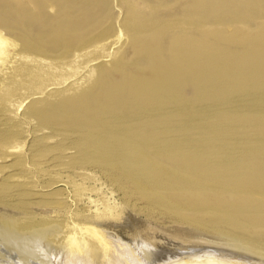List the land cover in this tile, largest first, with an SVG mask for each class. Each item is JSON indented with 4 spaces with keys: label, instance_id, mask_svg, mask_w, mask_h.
<instances>
[{
    "label": "rangeland",
    "instance_id": "374dc122",
    "mask_svg": "<svg viewBox=\"0 0 264 264\" xmlns=\"http://www.w3.org/2000/svg\"><path fill=\"white\" fill-rule=\"evenodd\" d=\"M0 36V264L55 223L264 262V0H0Z\"/></svg>",
    "mask_w": 264,
    "mask_h": 264
},
{
    "label": "bare ground",
    "instance_id": "6f19581e",
    "mask_svg": "<svg viewBox=\"0 0 264 264\" xmlns=\"http://www.w3.org/2000/svg\"><path fill=\"white\" fill-rule=\"evenodd\" d=\"M148 1V0H147ZM120 19V18H119ZM229 26V25H228ZM231 26V25H230ZM229 26V27H230ZM232 28V27H231ZM230 29V28H229ZM123 33V31H122ZM255 34V33H254ZM206 43H208V40L206 41ZM5 45V41H4V38L2 36H0V46L2 45ZM206 49H210V46L209 45H206ZM168 55V53H167ZM146 61V60H145ZM131 62V61H129ZM146 63V62H145ZM146 66V65H145ZM148 66V65H147ZM247 74V72H246ZM182 89V88H181ZM187 91V90H186ZM43 92V90H42ZM36 96V95H34ZM50 96V95H48ZM260 100V99H259ZM19 103V102H18ZM206 104V103H205ZM210 104V103H209ZM260 104V103H259ZM261 105V104H260ZM211 106V105H210ZM219 107V106H218ZM7 115V114H6ZM120 118V117H119ZM118 118V119H119ZM122 120V119H121ZM180 123V122H179ZM186 124V123H185ZM94 126V125H93ZM18 129V128H17ZM18 130H21V129H18ZM40 130V129H39ZM71 130V129H70ZM96 131V130H95ZM34 132V131H32ZM37 132V131H36ZM43 133V132H42ZM182 133V132H181ZM52 134V133H51ZM55 134V133H54ZM57 135V134H55ZM53 136V135H52ZM66 136V135H65ZM64 136V137H65ZM69 136V135H68ZM67 136V137H68ZM71 136V135H70ZM28 137V136H27ZM41 137V136H40ZM11 138V137H10ZM30 138V137H29ZM17 139V138H16ZM60 139V138H59ZM68 139V138H67ZM66 139V140H67ZM71 139V138H69ZM73 139V138H72ZM117 139V138H116ZM115 139V140H116ZM199 139V137H198ZM216 139V138H215ZM76 140V139H75ZM79 140V139H78ZM220 140V139H219ZM74 141V140H73ZM72 141V142H73ZM191 141V140H190ZM76 142V141H75ZM74 143V142H73ZM84 144V142H82ZM118 143H120L118 141ZM77 144V142H76ZM127 144H130V142H128ZM127 144L123 143V145H125V147L127 148ZM151 144V143H146V142H133L131 143L130 145H132V147L134 148H137L139 152H142L145 156H147L149 153L155 155V154H158L156 152H151V151H148V145ZM196 144V143H195ZM198 144H201V145H204L203 143H198ZM29 145V144H28ZM71 145V144H70ZM78 145V144H77ZM76 145V146H77ZM86 145V144H85ZM169 144H165V146L161 145V144H155L154 145V148L159 150L160 148H166L168 147ZM174 145H177V146H194L193 143H187V144H184V143H174ZM9 146V145H8ZM30 146V145H29ZM70 147V146H69ZM81 148V146H79ZM132 147H128V149L132 148ZM195 147V146H194ZM200 148H204L203 146H199ZM120 148V147H119ZM122 148V147H121ZM196 148V147H195ZM80 150V149H79ZM95 150V149H94ZM112 150V149H111ZM114 150V149H113ZM115 150H117L115 148ZM81 151V150H80ZM88 151V150H87ZM79 152V151H78ZM83 152V150H82ZM107 152V151H106ZM123 152V151H122ZM68 153V152H67ZM70 153V151H69ZM85 153V152H83ZM82 153V155H83ZM104 153V151H103ZM124 154V153H123ZM12 155V154H11ZM87 154H85L86 156ZM99 155V153H98ZM121 155V154H120ZM6 156V154H5ZM79 156V155H78ZM89 156V155H88ZM15 157V156H14ZM93 157V156H92ZM98 157V156H97ZM159 157H160V154H159ZM212 158V157H211ZM14 159V158H13ZM107 159V158H106ZM204 159V158H203ZM95 161V160H94ZM141 160H133L134 163H140ZM209 161H211V159L209 158ZM143 162V161H142ZM146 162H150V160H147ZM147 167H152L150 165H147ZM154 167V166H153ZM156 168V167H155ZM10 174V173H9ZM16 174V172H15ZM107 176V175H106ZM5 177H8L9 179V176L7 174V176ZM11 177V176H10ZM9 181V180H8ZM15 181V180H14ZM19 182V181H18ZM4 183H8L7 181L4 182ZM11 183V181L9 182ZM14 183V182H13ZM16 183V182H15ZM148 183V182H147ZM143 184L145 185V183L143 182ZM151 184V183H149ZM149 184H146L145 186L147 188H154L153 186L149 185ZM14 186V184H12ZM152 185H155L152 183ZM5 186V184H4ZM16 187H18L16 184H15ZM157 186V185H155ZM11 187V185H10ZM9 187V188H10ZM20 184H19V188H20ZM14 189H16L14 187ZM120 189V188H119ZM6 190H9V189H6ZM25 190V189H23ZM22 191V190H21ZM11 192V191H10ZM17 189H16V193H17ZM27 191H25L26 193ZM29 192V191H28ZM8 193V192H7ZM15 193V194H16ZM19 193V192H18ZM17 193V194H18ZM21 193V192H20ZM24 193V191L22 192V194ZM30 193V192H29ZM38 193V192H37ZM12 194V193H11ZM34 194V193H33ZM39 194V193H38ZM7 195V194H6ZM32 193L29 195L31 196ZM21 196V194H20ZM20 196L16 197L19 199ZM38 196V195H37ZM37 196H32L33 197H37ZM12 197V196H11ZM25 196L22 197V199H24ZM10 198V197H9ZM8 199V198H7ZM14 199H15V196H14ZM21 199V198H20ZM31 199V198H30ZM34 199V198H33ZM16 200V199H15ZM14 201V200H12ZM17 201V200H16ZM22 201V200H21ZM25 201V199H24ZM20 202V201H19ZM18 202V203H19ZM28 202V201H27ZM25 202V203H27ZM15 203V202H14ZM17 203V202H16ZM17 205V204H16ZM27 205V204H26ZM163 205V204H162ZM24 208V206H22ZM21 208V207H20ZM28 208V206H27ZM26 210V209H25ZM185 215V214H184ZM190 215V214H189ZM191 216V215H190ZM186 217V215H185ZM143 225H145L144 223H142ZM141 224V225H142ZM199 224H202V225H207V226H211L213 224L211 223H205V222H200ZM210 224V225H209ZM36 225V224H34ZM56 226H52V227H42L40 228H36L34 226H30V231L28 232L29 234H34V235H38L36 236V238H34V244L31 245V247L27 250H23L25 251L27 254H29L28 252H30L31 255H29L30 257H32L33 255L35 257H38V259H33L34 261H36V264H40L39 262H41V264H128V262L126 261L125 257L123 256L124 254L121 253L122 255H120V250L118 249H115L109 242H107L106 240H104L103 238H100L97 236V234H89V231L85 230L82 232L80 230H77L76 228H71V226H65V225H60V224H54ZM137 226V225H136ZM214 226V225H213ZM211 226V227H213ZM131 227V226H130ZM138 227V226H137ZM148 227L149 226H141L139 227L140 229V232H142L144 229H147L148 230ZM151 227V226H150ZM54 228V229H53ZM133 228V227H131ZM130 228V229H131ZM22 229V228H21ZM25 229H26V226H25ZM28 229V228H27ZM129 229V228H128ZM129 229V230H130ZM134 229H137L136 227ZM141 229H143L141 231ZM18 230V228L16 229ZM132 231V230H131ZM134 231V230H133ZM137 231V230H136ZM152 231V230H150ZM17 232V231H16ZM22 231H20V235H24L21 233ZM156 232V231H155ZM28 233H27V236H28ZM100 233V232H99ZM151 233H154V232H151ZM150 233V234H151ZM138 234V233H137ZM141 234V233H140ZM129 235V234H128ZM132 235V234H131ZM31 236V235H29ZM28 236V237H29ZM136 236V235H135ZM138 236V235H137ZM140 236V235H139ZM142 236V234H141ZM128 237V236H127ZM130 237V236H129ZM144 237V236H143ZM147 237V236H146ZM146 237H144V239H146ZM180 237V236H179ZM177 237V238H179ZM194 237V236H193ZM196 237V236H195ZM194 237V238H195ZM225 237V236H224ZM137 238V237H136ZM149 238V237H148ZM187 238V237H186ZM198 238V237H197ZM32 239V238H31ZM139 239V237L137 238ZM142 239V238H140ZM150 239V238H149ZM148 239V240H149ZM201 239V238H200ZM225 239V238H224ZM228 239V237H227ZM230 241H234L231 240V238H229ZM228 239V240H229ZM132 240V238H131ZM135 240V238H134ZM147 240V239H146ZM237 240V239H235ZM182 241L183 242H188V241H193V238L190 237V239L188 238V240H184V237H182ZM196 241V240H195ZM205 241V240H203ZM139 242V241H138ZM142 242V241H141ZM206 243L209 242L208 240L205 241ZM236 242V241H235ZM238 242H241L239 239H238ZM140 243V242H139ZM138 243V244H139ZM144 243V242H142ZM149 243V242H148ZM147 243V244H148ZM190 243V242H188ZM213 243V242H212ZM150 244V243H149ZM152 244V243H151ZM150 244V245H151ZM154 244V243H153ZM175 244V243H174ZM186 244V243H185ZM194 244V243H193ZM199 244V243H198ZM204 244V243H203ZM202 244V245H203ZM210 244V243H209ZM197 245V244H196ZM200 245V244H199ZM208 246V244H206ZM212 245V244H211ZM140 246V245H139ZM149 246V245H148ZM178 246V245H177ZM198 246V245H197ZM247 246V245H245ZM249 246V245H248ZM180 247V246H179ZM184 247V246H183ZM188 246H185V248H187ZM190 247V246H189ZM195 247V246H194ZM200 247V246H199ZM203 248L206 247L205 244L202 246ZM211 247V246H210ZM227 247V246H225ZM146 248V247H145ZM198 248V247H197ZM201 248V249H203ZM229 248V247H228ZM264 249V247H261ZM131 249V248H130ZM143 249V248H142ZM165 249V248H164ZM180 249V248H179ZM189 249V248H188ZM190 249H192L190 247ZM189 249V250H190ZM196 249V247L194 248ZM205 249V248H204ZM200 250V251H196V250H191L187 253V251L185 252L186 255H182L183 257L179 256L177 257L176 256V259L172 260V261H167L166 259L164 258H161V256H158L159 255V252L158 254H155L156 256H152V258L148 261L147 259V262L150 263V264H254L252 263L251 261L250 262H246L244 260H242L243 258H229L227 255H225V253L221 252L220 250ZM214 249V248H213ZM252 249V248H251ZM144 250V249H143ZM156 250V248H155ZM154 250V251H155ZM186 250V249H185ZM233 250V249H232ZM238 251V249H235ZM159 251V249H158ZM163 250H161L162 252ZM166 251V249H165ZM176 251V250H175ZM255 251V250H254ZM134 252V251H133ZM145 252V251H144ZM174 252V251H173ZM191 252V253H190ZM233 252V251H232ZM243 252V251H242ZM241 252V253H242ZM260 252V251H259ZM9 253V252H8ZM11 253V252H10ZM25 253V254H26ZM155 253V252H154ZM170 253V252H169ZM177 253V252H176ZM179 253V252H178ZM177 253V254H178ZM182 253V252H181ZM228 253V252H227ZM226 253V254H227ZM238 253V252H237ZM240 253V255H241ZM19 254V253H18ZM153 254V253H152ZM161 254V253H160ZM172 254V253H170ZM175 254V253H173ZM176 254V255H177ZM232 254V253H231ZM239 254V253H238ZM243 254H247L245 251L243 252ZM242 254V255H243ZM255 255L257 253H254ZM6 255V254H5ZM140 256H142V254H139ZM154 255V254H153ZM180 255V254H179ZM237 255V254H236ZM248 255H251V254H248ZM253 256V257H257L258 255H261L263 258H264V254H258L256 256ZM9 256V254H8ZM12 256V255H11ZM33 256V257H34ZM148 255V257H151ZM226 256L228 257L229 260H227ZM235 256V255H234ZM261 256H258L261 258ZM28 257V256H27ZM147 257V258H148ZM170 257V256H169ZM245 257V256H244ZM248 257V256H247ZM16 258H19V257H16ZM16 258H11V259H16ZM143 258V257H142ZM250 259V256L248 257ZM39 259L41 261H39ZM254 259V258H252ZM256 259V258H255ZM259 259V258H258ZM145 260V259H144ZM13 261V260H12ZM256 261V260H254ZM257 261H260L257 260ZM264 261V260H263ZM14 262V261H13ZM130 262V261H129ZM261 263V261H260ZM264 263V262H263ZM262 263V264H263ZM20 264V263H19Z\"/></svg>",
    "mask_w": 264,
    "mask_h": 264
}]
</instances>
